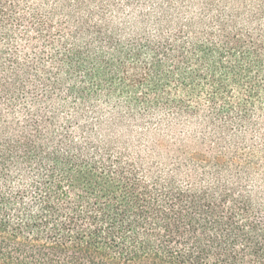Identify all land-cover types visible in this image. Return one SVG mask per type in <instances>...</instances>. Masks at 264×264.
<instances>
[{
	"label": "trees",
	"instance_id": "obj_1",
	"mask_svg": "<svg viewBox=\"0 0 264 264\" xmlns=\"http://www.w3.org/2000/svg\"><path fill=\"white\" fill-rule=\"evenodd\" d=\"M0 264H264V0H0Z\"/></svg>",
	"mask_w": 264,
	"mask_h": 264
}]
</instances>
